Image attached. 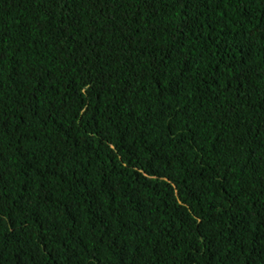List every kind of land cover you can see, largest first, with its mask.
<instances>
[{
	"label": "trees",
	"instance_id": "obj_1",
	"mask_svg": "<svg viewBox=\"0 0 264 264\" xmlns=\"http://www.w3.org/2000/svg\"><path fill=\"white\" fill-rule=\"evenodd\" d=\"M0 264H264V0H0Z\"/></svg>",
	"mask_w": 264,
	"mask_h": 264
},
{
	"label": "clouds",
	"instance_id": "obj_2",
	"mask_svg": "<svg viewBox=\"0 0 264 264\" xmlns=\"http://www.w3.org/2000/svg\"><path fill=\"white\" fill-rule=\"evenodd\" d=\"M144 205H140V207H143Z\"/></svg>",
	"mask_w": 264,
	"mask_h": 264
}]
</instances>
